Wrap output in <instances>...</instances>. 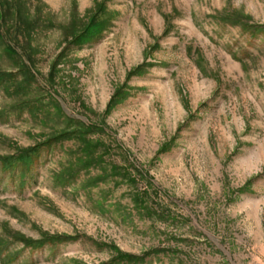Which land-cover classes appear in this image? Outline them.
I'll return each mask as SVG.
<instances>
[{"label": "rangeland", "instance_id": "1", "mask_svg": "<svg viewBox=\"0 0 264 264\" xmlns=\"http://www.w3.org/2000/svg\"><path fill=\"white\" fill-rule=\"evenodd\" d=\"M0 264H264V0H0Z\"/></svg>", "mask_w": 264, "mask_h": 264}, {"label": "trees", "instance_id": "2", "mask_svg": "<svg viewBox=\"0 0 264 264\" xmlns=\"http://www.w3.org/2000/svg\"><path fill=\"white\" fill-rule=\"evenodd\" d=\"M31 153H33V151H31Z\"/></svg>", "mask_w": 264, "mask_h": 264}]
</instances>
